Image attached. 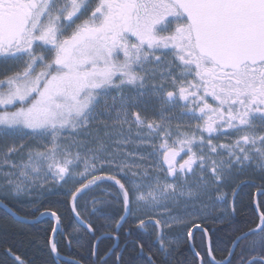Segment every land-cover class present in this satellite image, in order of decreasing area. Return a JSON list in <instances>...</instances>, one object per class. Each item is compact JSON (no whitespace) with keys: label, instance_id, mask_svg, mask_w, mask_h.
Masks as SVG:
<instances>
[{"label":"snow or ice","instance_id":"obj_1","mask_svg":"<svg viewBox=\"0 0 264 264\" xmlns=\"http://www.w3.org/2000/svg\"><path fill=\"white\" fill-rule=\"evenodd\" d=\"M0 65V205L12 216L6 200L71 180L72 211L85 224L77 194L113 181L119 228L134 202L160 213L182 200L195 208L233 173L264 171V0H0ZM256 210L259 222L223 259L210 240L207 259L193 247L199 264H233L241 240L248 251L236 264H264V209ZM50 215L55 234L60 216ZM154 223L167 254L163 229L172 225ZM48 246L59 256L54 239Z\"/></svg>","mask_w":264,"mask_h":264},{"label":"trees","instance_id":"obj_2","mask_svg":"<svg viewBox=\"0 0 264 264\" xmlns=\"http://www.w3.org/2000/svg\"><path fill=\"white\" fill-rule=\"evenodd\" d=\"M119 189L115 184L102 183L99 187L92 186L77 194L76 206L85 224H80L72 211L71 195L58 190L46 193L35 200H6L18 217L35 221L41 213L56 211L61 223L55 236L59 257L78 261L79 264H100V258L107 259L108 264H115L116 254L121 255V264H198L196 258L189 251L187 241H180L179 245H168L169 252L163 253L156 238L157 228L147 224L145 229L135 227L132 218L126 216V221L116 227V220L124 215L122 197L117 203ZM249 195L252 190L243 188L239 193V202L235 215L219 225L210 223L205 227L209 235L216 259H223L226 249L232 246V241L242 233L255 227L258 223L253 209L250 207ZM104 200L100 204L95 201ZM98 211L94 212L93 208ZM107 217V219H106ZM86 224H90L94 232H89ZM54 222L50 219L39 220L35 224H23L9 217L0 209V264H16L14 256L18 255L25 264H72L59 261L52 254L48 241L52 233ZM71 235L74 241L71 246L66 237ZM103 236V238H102ZM102 238L96 246V241ZM248 241H242L235 248L233 264L243 253L248 251ZM196 251L207 256V246L204 234L200 233L192 241ZM95 246L96 256L92 255ZM143 246V252L140 251ZM13 255H8L7 249ZM223 250V251H222ZM151 257V262L149 261Z\"/></svg>","mask_w":264,"mask_h":264},{"label":"flooded vegetation","instance_id":"obj_3","mask_svg":"<svg viewBox=\"0 0 264 264\" xmlns=\"http://www.w3.org/2000/svg\"><path fill=\"white\" fill-rule=\"evenodd\" d=\"M10 67L15 68L16 65H11ZM5 70H6L5 66L0 65V75H2ZM152 108H153V105L149 104L148 110L150 113L152 111ZM179 114H180V110L177 109L175 115L179 116ZM187 122L188 121H181V123H187ZM192 123L195 124V121H192ZM174 124H175V121H174ZM219 142H228V141L221 138ZM141 151L147 153L151 151V148L145 145L141 147ZM183 155L184 154L182 153L181 156ZM177 159L179 160L180 157H178ZM143 163H148V161H144ZM195 179L196 177H192L190 180V183L193 186H194ZM104 183H108L110 185L115 184L113 181H105ZM243 188L252 190V195L251 196L249 195L250 207L251 209H253L254 215L259 222V213L257 212L256 208H257V205L259 204L261 208L264 209V193H263L264 192V171L257 169L255 166H249V167H246L242 172L233 173L232 178H230L225 184L221 186L220 192L215 193L211 201H209L207 198L201 201L202 203L199 205V208H200L199 214L192 215L191 218H189L188 220H184V222L182 223L183 225H185V228H183V231L185 230L187 234L183 238L182 236H180L181 238L180 241L184 242L186 240L188 244V241H189L188 233L189 231L192 232L194 229L195 230L193 232L194 234L192 237V241H195L198 238L200 233L204 234L203 231H205V227L208 226L210 223L219 225L221 224V222H225L229 220L232 216H234L235 213L233 214L232 212L233 202H234V207L236 211V206L239 202L238 196ZM233 190H235V196H233ZM225 193L227 194V200L224 204H219L215 202V197L217 194H225ZM204 205H207V207H204ZM131 213L132 211L130 210V214H128L130 217L132 215ZM148 224L152 225L153 227H156L155 224L153 223H148ZM196 225H199V227L197 228ZM204 238H205V234H204Z\"/></svg>","mask_w":264,"mask_h":264},{"label":"rangeland","instance_id":"obj_4","mask_svg":"<svg viewBox=\"0 0 264 264\" xmlns=\"http://www.w3.org/2000/svg\"><path fill=\"white\" fill-rule=\"evenodd\" d=\"M24 142L32 143V144L36 143L35 141H29V140H26ZM76 186L78 185H75L71 180H69V182L62 187L56 184L48 183L43 188H40V187L35 188L34 194L31 197L22 196L18 200H21V201L25 199L35 200L36 198H41L42 196L46 195V193H51L56 190L62 193H65L66 195L68 194L71 195V191H75ZM169 203L172 209L171 212L170 213H160V212L153 211L152 208L146 205L134 202L131 207V211H132L131 218L134 221V223L138 222L139 219H144L146 221V224L148 223L155 224L154 220L156 218H160L162 222L171 224L172 225L171 227H165L163 229L164 235H165V242L168 245L172 244V245L178 246L180 239H181L180 236H182L183 238L187 234L185 230L183 231V228H185V225H183L182 223L174 222L173 220L170 219V216H177L181 218L183 221L188 220L189 218L192 217V215L199 214V211H200L199 205L202 202H199L195 206V208L193 207L191 202H184L183 200L178 206L171 204V202ZM149 217H152V219L150 220Z\"/></svg>","mask_w":264,"mask_h":264},{"label":"water","instance_id":"obj_5","mask_svg":"<svg viewBox=\"0 0 264 264\" xmlns=\"http://www.w3.org/2000/svg\"><path fill=\"white\" fill-rule=\"evenodd\" d=\"M264 193V192H263ZM257 196V195H256ZM0 209H2L9 217H11L13 220H16V221H18V222H20V223H23V224H35V223H37V221H39V220H44V219H50L51 221H53L54 222V224L56 223L55 222V219L50 215V212H47L46 214H44V215H39L38 217H39V219H37V220H35V221H32V220H28V219H23V220H19V219H17V217L18 216H12L6 209H5V207H3L2 205H0ZM59 226V225H58ZM57 226V227H58ZM59 229V228H58ZM195 230V229H194ZM194 230L192 231V233L194 232ZM58 232V231H57ZM57 232L55 233V234H53V233H51V236H50V238H52V239H54L55 238V236H56V234H57ZM203 233L205 234V231H203ZM194 234V233H193ZM102 238H103V236H102ZM102 238H99L97 241H96V243H95V246H96V244L99 242V241H101L102 240ZM54 241H55V239H54ZM192 238L190 239L189 238V241H188V244H189V250L192 252V254L194 255V251H193V244H192ZM242 241H244V240H241L239 243H238V245L242 242ZM208 242H209V237L208 236H205V243H206V245H207V247H208ZM237 245V246H238ZM236 246V247H237ZM235 247V248H236ZM50 249V248H49ZM195 256V255H194ZM56 259H58L59 261H64V262H67V263H72L73 264V262H74V260H68V259H66V258H63V257H59V256H54ZM198 263H199V261H198Z\"/></svg>","mask_w":264,"mask_h":264}]
</instances>
